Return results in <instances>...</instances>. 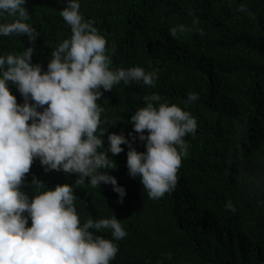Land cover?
<instances>
[{"label":"trees","instance_id":"obj_1","mask_svg":"<svg viewBox=\"0 0 264 264\" xmlns=\"http://www.w3.org/2000/svg\"><path fill=\"white\" fill-rule=\"evenodd\" d=\"M65 3L25 4L29 23L40 33L32 62L44 70L51 51L71 35L59 14ZM80 4L84 18L106 38L113 70L140 66L158 73L154 87L121 82L97 101L101 127L108 128L105 147L109 133L138 136L128 121L153 94L159 103L190 112L197 129L184 137L187 154L175 188L159 199H150L140 179L128 175L126 145L113 157L116 169L107 170L126 190L122 204L112 185H80L77 174L45 172L39 159L22 190L32 196L44 190L40 183L50 189L70 184L81 223L115 215L127 235L115 242L119 251L111 264H264V0ZM179 25L190 30L173 38L170 29ZM29 46L27 36H0V54H19ZM9 87L23 103L15 85ZM189 93L198 99L185 104ZM132 146L145 151L138 138ZM228 201L235 213L226 209ZM97 234L111 239L110 230Z\"/></svg>","mask_w":264,"mask_h":264},{"label":"clouds","instance_id":"obj_2","mask_svg":"<svg viewBox=\"0 0 264 264\" xmlns=\"http://www.w3.org/2000/svg\"><path fill=\"white\" fill-rule=\"evenodd\" d=\"M26 2L0 0V36H27L32 45L19 54H0V264H111L119 251L115 242L127 235L120 220L113 215L81 223L70 184L50 189L40 183L43 191L27 194L22 185L34 160L45 172L77 174L80 185L110 184L122 204L126 190L107 170L116 169L113 157L126 145L128 175L140 179L150 199H159L177 184L187 154L184 137L195 134L197 121L176 104L159 103L153 94L128 121L138 136L109 133L105 147L108 128L101 127L103 108L97 101L121 82L154 87L157 71L140 66L113 70L107 40L81 14L80 0H66L60 10L71 35L51 51L44 70L32 62L40 33L29 23ZM189 30L179 25L170 35ZM197 99L198 94L189 93L185 104ZM137 138L145 151L132 146ZM225 207L236 212L231 201ZM104 230H110L111 239L97 234Z\"/></svg>","mask_w":264,"mask_h":264}]
</instances>
